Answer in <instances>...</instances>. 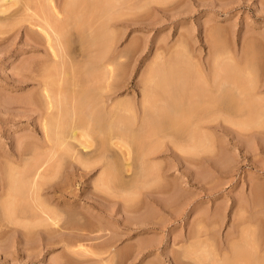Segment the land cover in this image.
Wrapping results in <instances>:
<instances>
[{"label":"rangeland","instance_id":"1","mask_svg":"<svg viewBox=\"0 0 264 264\" xmlns=\"http://www.w3.org/2000/svg\"><path fill=\"white\" fill-rule=\"evenodd\" d=\"M56 1L58 2L59 6L61 5V8L64 6V0H56ZM125 1H127V0H122V1L117 0L115 2H113V0H112L111 3H108V2L106 4L103 2L101 3V7L106 6L107 8H109L110 5H113V3L116 4L115 6L113 5L111 7V10H110L111 13L109 12L107 14V16L110 15L109 18L111 17L112 11H114V9L118 10V11L115 10L117 13L113 12L115 15L116 14L119 15V13H122L123 10L126 11L124 13H128L126 15L125 14L121 15L122 17L118 16L115 19L113 17V15H114L113 14L112 15L113 21L111 22V24H110L111 26H109V27L115 33L114 38L118 37L115 39L116 54H117L119 60H121V61L124 60V62H121L122 64L124 63L123 67L125 66L124 68L122 67V71H124L126 73L125 75L127 76V82L129 84V88H123L122 90L117 92L115 94V96H113L110 99L111 101L109 100V103L111 105L115 102L128 101V100H130V98L132 99L133 97H135L134 99H136V102L138 104V102L142 101V97H141L142 94L141 93H142L143 88H141V86H142L141 82L144 80L146 75L149 72H152L155 75L156 72H154V70L157 71V74L160 75V73H158V72H160V69L164 68V70H161V74L164 73L165 75L163 74V76H166V77H163L160 75L161 80L163 79L162 82L164 83L163 92H161L164 95V97L162 94H160L159 95L160 98L159 97L158 98L160 99L161 103L159 102V99H158L159 103L157 102L158 108H160L162 106H164V108H161L158 110V109H156V106H155L152 108L153 110H151V112H150L151 119H152L151 121H154L156 123L155 124L153 122V125L159 124V125H161L162 129L158 128L159 125H158V127H156L157 129H155V130H154V126H153V129H152V126L150 128V125L152 124L151 123L148 126L149 130L146 129V131H145V134L148 133L147 136L145 135L146 138H145V136H143L141 134L143 138L141 137L139 139V142L142 145H144L143 147H142V145H139V142L137 141L138 137L136 138L135 134L134 135L129 134L131 137L130 136L125 137L128 134L125 135L124 138L126 140H124V142L126 141L127 144L125 143L124 145L125 146L129 145L128 143H130V141H131V143H130L131 147L130 146H127V147L128 148L130 147L129 149H131V150H135L136 148L138 150L139 149L138 147L141 146L142 150L141 151L139 150L140 151L139 153H142L144 147H145L144 148V150H145L146 146L147 147L155 146L156 145L155 143L159 144L157 146H160V143H158V142L159 141L162 142L161 143L162 146H160L161 151L159 153H157L156 155H154V156L158 155L157 157L150 156L149 160H147L145 162L144 160H141V156H140L141 154L139 155L137 153L138 154L137 156L139 157V159L141 160L142 163L139 165V161H136L135 166L137 169H135V168H133V167H135L134 161H133V164L131 162V169H133V170L130 169L129 170L130 173H127V172H125V173H127L129 175L133 174L134 172H136V174H138V173L140 174V172H142L141 171V167H142L143 173L145 174L144 169L147 166H148L147 167L148 169L152 166V172L153 173H150V174L148 173L147 175L151 176V174H154V176H151L154 179V181H157L158 179L160 180L163 178L162 183L160 182V186H161V184H163L164 181L165 182L161 187L158 188L159 184L157 187H155L156 185H155V183H153L154 181L150 177H148V176L146 177V174L145 175L144 174L138 175L139 178H137L136 174H135L136 175L135 178H131V176L134 177V175H130V176L127 175L126 177H124L125 179L123 178V180L127 181L125 183L123 181V185H121L122 183H121L120 179L118 181V179L115 178V181L113 183H116V180H117V182H119L120 185H115L116 187L114 186V188L119 189L120 191L118 190L119 191L118 192L116 189H114L113 191H115V190L116 191L111 192V190L113 189V185H114L112 183L111 184L112 188L109 189V192H111V194L114 193L113 195H117V194H115L117 192L120 195L123 193V196H126V197H128L127 195H129V192L127 191V189H130L131 187H133L131 185H133L132 181L134 179H136V178L142 179L143 178L145 180V181L143 180L145 183L142 181L143 183L140 182V184L142 183L144 185H146V180L148 178H149V180H152L151 182L149 180H147V183L149 184V185L147 184L148 187H147V185H146V187L143 186L147 189L146 190L143 187L141 188V185H139V183H138V181H140V180L136 179L137 180V181L135 180V182H137L136 185H139L140 187H138V186L133 187V188H136V187L139 188V190H137V192L134 193V196H133V192H135V189H132L133 192L130 191L131 189L129 190L130 193L132 192L131 198L129 195L130 201H132V199H133V201L135 200V203H136V204H134L133 201L132 202L129 201V204H131V203L134 204L133 210H137L138 213L146 214L147 219H145V221H140V222H137L135 219H131L129 223L128 222L125 223L122 221L123 217H124L122 212L116 213L118 215H116L115 213L110 214V212L107 211L106 207H104V206L105 205L107 207L109 206V209H112L113 207H110V204H108V205L105 204L98 197L93 198V196H92V194L95 195L96 191L98 192V189L101 187V185H99L100 182H98V181L105 171L104 168L101 167V165L100 166L98 165L97 166L98 168L95 167L93 169L94 173L91 172V173H93L92 175L91 174L90 175L88 174V176L86 175L83 180H80L76 176V179H73L74 182L71 181V189L74 190L75 193L79 194L77 196L78 199L75 202L76 206H75V208L67 210L65 212L66 215L68 213L67 216L65 215V213L60 214L62 216H59V221L56 219L57 220V222H56V220L54 221L51 219L52 221L49 220L50 224L47 223L50 226L51 225L53 226V224H54V227H52V226L50 227L48 225L50 227V228L48 227L49 230H51V228H52V231L55 230L52 233V235H54L51 238V241L53 242L52 245L45 246L46 248L43 246L39 247V246H37V243H36L38 241L31 242L29 237L27 238V236L26 237L24 236L25 234L23 235L25 228L22 230V227H23L22 224H24L25 226L27 225V227H30L32 225V223H34L33 222L34 220H32L31 222L28 221V223H26L27 222L26 219L29 218V220H31L30 217H32L31 214L29 213V211L26 210L27 207L23 208V209H25V211L21 210L22 211V212H20L21 215L18 214L19 212L17 213L18 210L20 211L19 205L21 206V203H23L25 201V198L23 199V197H24L23 194L22 195L19 194L22 192L19 191L17 193L15 190L18 189L16 187L20 188V186L22 185L23 182H21L22 180H20V179H22L23 176L25 177V178H23V181L25 180V182H26V179H28V177H29L28 175H30V173L34 174L35 170H33L34 172L33 171L30 172L31 171L30 165L32 164V169H34L33 166L35 165L36 158H37L35 151H36V149H38V147H37L38 143L43 140V138H42L43 134H42V131L40 129L39 120L36 119V114L31 112L30 110L27 111L28 108L30 109V105L27 104L28 102H31V101H29V99H30L29 97H31L30 94H32L33 96H37L39 89H38L37 85H35V81L25 80L27 78L25 77V79H24V77H23V79H22L23 82H22L20 77H21V74L23 75V74L30 73V72L26 71V67H24V65L26 66L27 62L29 64H31L30 61L31 62L35 61V63H36V60L39 61L38 58L42 59L44 57V53H43L42 48H39V49L35 48L34 49L33 47H31V45L25 44L24 38L26 36L23 35L24 33H21V32L18 33L20 27H16L17 28V29L15 28L16 30L13 29L12 32L10 31L9 33L6 34V35L10 36V38H7L8 40L6 39L7 41L5 40V38L8 36L5 37V35L4 36L2 35L3 37L0 38L1 42L3 39L6 41L5 42L3 40L4 42H2V43H4V44L0 43L1 44L0 48H2V49H0V264H53L56 261L57 262L55 264H57L58 262H60L58 259H60V260L62 259L60 263L64 262V260H66V261L69 260L68 262H65L68 264H70V262H72L73 260H75L76 261L75 263H77V264H82V263L83 264H98L100 262H101V264H179L184 259H187L184 261L189 260L188 262L189 263L191 262L190 264H221L222 262L224 264L225 258H227L229 256L230 246L232 244L235 245V243H238L240 238H241L240 236H242V234H244L246 231H247V233H249L250 229H252V230H250L249 234L254 235V233H255L256 236L259 237L258 239H262L259 241L260 242L262 241V247H263V251H264V235H262V233L264 234V230H263V228H264V0H169V2H167L168 0H165L167 2V3H165V5L163 4L164 1L162 2V0L161 1L158 0V2L160 1L162 4L160 2L158 3L156 0H154V2L156 4H154V2L151 0H134L136 3L133 0H131L134 2V3L132 2L134 4L133 7L132 6L130 7V5H132V4H130L131 1L129 0L130 3L127 1L128 3H124V5H126V4H130V5H127L128 7L126 6V8L123 9V7H125V6H123L122 2H125ZM117 3L118 4L120 3L121 5L118 6ZM144 3L146 4V6L143 5ZM8 4L9 3L5 4V8L8 6ZM9 5H11V4H9ZM33 5H36V4H33ZM33 5L31 7H33ZM141 5H142V8L140 9L139 7ZM162 5H163V7H162ZM31 7L29 10H27L28 12L25 11L27 14L25 13V15H24V13H23L24 17L26 15L27 16L32 15L37 10L36 7H34L36 9H33V10ZM116 7H118V8H116ZM119 7H121L122 11ZM145 7H147V8H145ZM127 8H133V9H127ZM129 11L132 12V14H134V17H137V18L143 17L142 18L143 22L142 21L140 22V20H141L140 18L139 19L133 18V19H136V21L138 20L139 23L137 22V24H136V21H134L133 19L131 20V17L133 16L132 14H131V17L129 18V16H130ZM23 16L20 15V17H23ZM124 17H127V19L130 21L127 22L126 21L127 19H125ZM112 18H110V19H112ZM121 18L122 19L124 18V19L121 21ZM131 21H133V22H131ZM84 22L86 24V21H84ZM84 22H82L81 24H83ZM126 22H127V24H126ZM114 23L115 24L117 23L116 24L117 26ZM28 24L29 23H27L25 21V25L28 26ZM33 24L36 25L37 24L36 21L33 22ZM85 24H83V25H85ZM34 28H36V27H34ZM81 28H83V30H84V27L81 26L79 28L80 31L84 32V33H79V35H78V32H74L71 35L72 36L71 43L72 42L73 43L71 45L70 53H72V50L75 48V47L72 48V46H78L79 43H80V45H82L81 43H83V42L77 43L79 40L78 36L80 38H81V36L83 37L82 38L83 39L82 41H84V44L82 45L83 47L87 48V45L89 44L88 43L90 41L89 36L91 35V33L87 34V32H90L91 30L89 31V29L85 28V31H86L85 32V31L81 30ZM112 28H114V29H112ZM13 32H15V37H14V34H12V36H11V33H13ZM34 32L36 33L35 30H34ZM33 33H31V34H33ZM85 34L89 35V36L85 37V38H87V37L89 38L87 40L86 46H84L86 43V39L84 40ZM119 34H122V35H120V37H119ZM22 35H23V37H22ZM74 35H75V37L76 36L77 37L73 38ZM16 36H18V37H16ZM75 40H77V41H75ZM117 40L119 42V45H118ZM79 41H81V40H79ZM9 43L10 44L12 43V44L10 45ZM3 45H5V46H3ZM28 47H29V49H28ZM118 48L121 50H119ZM87 50H88V48H87ZM126 50H127V52H126ZM141 50H142V53H141ZM119 52L121 53V55L123 54V58H121L122 56L120 55ZM177 52L178 53L180 52L179 55L177 54ZM71 55H73V54H71ZM172 55H174V56H172ZM176 55H178V57H176ZM159 56H160V58H159ZM130 57H132V58H130ZM172 57H174V58L171 59ZM30 58L32 60H30ZM157 58L159 59V62H158ZM161 58H162V60H161ZM154 60H155V62H157V64L154 62ZM76 61L78 62V60H76ZM125 61H127V62H125ZM130 61H132V63ZM139 61H140V63H139ZM168 61H169V63H168ZM188 61H190V62H188ZM79 62H78V64H81V61H79ZM160 62H162V67L159 66V65H161ZM172 62H175V63H172ZM183 62H185V64ZM126 63H130V65L129 64L126 65ZM181 63H183V64H181ZM29 64H27V68H28ZM153 64H154V66H153ZM169 64H170V66L173 65L172 66L173 69L169 66ZM192 64H193V66H192ZM29 66H31V65H29ZM148 66L151 67L150 68L151 71L149 70ZM197 66H198V68H197ZM176 67H178L177 70H175ZM23 68L25 69V71ZM126 68H128V69H126ZM156 68L159 70H157ZM188 68H189V71H188ZM196 68L198 69V71ZM129 69H131V70H129ZM147 70H148V72H147ZM169 71H171V73H172L171 75H170ZM19 74H20V77H19ZM30 74H32V72ZM168 74L172 77L170 78ZM142 75L144 76L143 78H142ZM148 77L145 79H148ZM181 78L183 81H185L184 84H186V87L180 88V89H178L179 87H176L177 92L179 91L181 93L179 95V97L182 94L184 95L182 97V98H184V99H182L183 100L182 105L179 104L177 106V104H175L176 102H175L174 98H172L174 90L170 91V87L167 85V83H168V81L169 82L175 81L174 83H177V82L183 83ZM215 78L217 79V81L215 80ZM131 79H133V80H131ZM178 80H181V81H178ZM32 82H33V84H32ZM82 82H84V81H82ZM216 82L217 83L219 82L218 83L219 85ZM28 83H29V85H28ZM197 83H198V85H197ZM137 84H138V86H137ZM166 85H167V87H166ZM206 85H208V87ZM216 88H218V89H216ZM164 89H165V91H164ZM200 89H202V92L204 90L205 91L202 93ZM206 89H207V91H206ZM247 89L249 90L250 93H252L251 94L252 96L251 97L249 96L252 99V101H253V99H254L253 102H255V100H257L256 103H254V105L250 106V108L249 107L247 108L245 105V102H246L245 100H247L248 96L244 97L245 95H243L241 93V91H243V93H245V91H248ZM189 90H191L190 92H192V90H193V93L189 94L190 93ZM194 91H196V93L199 92L202 94L198 93L196 95V93H194ZM177 92L175 91L174 93L177 95L176 97L178 99V93ZM205 92L207 93V97L212 98V99L214 97L215 100L214 99L213 100L215 103H217V101H218V103H217L218 105L213 103V106H212V104L210 105V103H208V104L203 103L204 104V106H203L202 102L200 103V99L205 97V95H206ZM169 93H171L170 94L171 96L169 95ZM211 93L213 95H211ZM189 95H190V97L193 96L192 100H191L193 105H191V102L187 99L189 97ZM214 95H216V96H214ZM218 95L220 97V98L218 97L219 99L217 98ZM185 96H187V97H185ZM197 96H198V98H197ZM32 97H31V100L34 99V97H33V99H32ZM170 97H171L172 101L168 102L167 99H169ZM22 98H23V100H22ZM24 98H27L26 99L27 101H25ZM250 98H248V100ZM163 99H165L166 101ZM220 99H221V101H219ZM242 99L244 101H241ZM20 100L25 101V104L29 105V107L24 106L25 109L22 108V106L25 104H23V102H22L23 105H21L20 104L21 102H19ZM194 100H196V102ZM242 102L244 103L245 107L243 106ZM163 103H165V104H163ZM171 103H174L176 106L174 104H171ZM187 103L190 105H188ZM219 103H221V104H219ZM195 104L197 107H194ZM159 105H160V107H159ZM209 105H210V107H209ZM215 105H216V107H215ZM220 106H222L221 109H220ZM256 106H258V107L256 108ZM26 107H28V108L26 109ZM165 107H166V110L167 109L169 110V116L167 115L168 110H167V112L165 111ZM173 107H176V108H173ZM179 107L182 109L181 110L177 109ZM205 107H206V110L204 109ZM214 107L217 108V110ZM194 108H196V109H194ZM176 109H177V111H175ZM188 109H191L190 112H185V111H189ZM199 109L202 111L201 112L202 114H199L200 113ZM213 109H215L216 112H214L215 110H213ZM256 109H257V111H256ZM157 110H158V112H157ZM179 110H180V112H179ZM197 110H199V111H197ZM153 111H154V113H153ZM155 111H156V113H155ZM203 111H204V113H203ZM164 112H165V114H164ZM194 112H196V113L194 114ZM208 112H211L209 114L210 116L207 114ZM221 112L224 115H222ZM252 112H254V113L252 114ZM158 113H159V115H158ZM161 113H162V115L160 116ZM191 113L193 116L191 115ZM197 113H198V115H197L198 117L195 116ZM156 114H157V116H156ZM203 114H204V116H203ZM163 115H164V118L162 117ZM170 115H171V117H170ZM178 115L181 116L182 118L179 117ZM183 115L185 117V120H184ZM189 115H190V117H188ZM219 115H222V116H219ZM252 115H254V117L253 118L250 117V123H248L249 122L248 117L252 116ZM202 116H203V118H202ZM206 116L208 117V119ZM213 116H215V117H213ZM216 116H217V118H216ZM160 117H162V120L163 119H165V120L162 121ZM170 118L171 119L173 118L172 119L173 122L170 121L171 120ZM188 118H189V120H188ZM197 118L199 119V121ZM223 118L225 121L222 120ZM156 119H157V121H159V123L156 121ZM176 119L177 120L179 119L178 122ZM212 119H215V121ZM254 119L256 121H253ZM147 120H150V119H147ZM166 120H169V121L167 122ZM180 120L185 121V124H184V122H181ZM190 120L192 121L193 124L191 123ZM203 120H206L207 123H206V121H203ZM247 120H248V122H246ZM174 121L176 123H174ZM188 121H189V123H188ZM219 121L221 124L219 123ZM160 122H162V123H160ZM204 122L206 125H204ZM238 122L241 124H238ZM163 123H164V128L162 125ZM178 123H180V124L178 125ZM196 123H197V125H196ZM223 123H224V125H222ZM243 123H246L247 125L246 124L244 125ZM168 124H169V127H168ZM186 124H187V126H189V128L186 127ZM191 124L193 127L195 125V127L193 128L191 126ZM257 124H258V126H257ZM240 125L243 127V129H241ZM249 125H251L253 127H251ZM181 126H182V128H181ZM209 126H211V127H209ZM248 126L250 127L249 128L250 131L246 129ZM170 127H172V128H170ZM254 127H256V128H254ZM166 128H167V130H166V136H165V134H163V133H165ZM173 128L175 130H173ZM190 128H191L192 132L194 129L195 130L194 132H197V133H191V136H190V134H188ZM177 129H178V131L176 132ZM182 129H184V130H182ZM186 129L188 130V132ZM239 130L241 131V134H240ZM244 130L246 131V133ZM155 131H157V132L155 133ZM174 131H175L176 135L173 133ZM116 132H118V129ZM149 132H152L151 133L152 135L149 134ZM167 132L169 135H167ZM206 132L208 133V135ZM159 133H162V134H159ZM203 133H204V136L202 135ZM158 134L160 136H158ZM173 134H174V138H170L171 135L173 137ZM192 134H194V136ZM163 135L165 137H163ZM195 136H198V137L196 138ZM132 137H135L134 138L135 141L134 140L132 141V139H133ZM151 137L153 140H155V139H157V140H155V142H153V140L150 139ZM153 137H155V139ZM156 137H158V138H156ZM160 137H161V139H160ZM188 137L190 138L189 139L190 142H188V139H186ZM200 137H203L204 142H202V138H200ZM34 138H35V140H34ZM127 138H128V140H127ZM144 138H145V140H144ZM192 138H193V141H192ZM100 139H102V138L100 137L99 140ZM129 139H130V141H129ZM146 139H147V141H146ZM162 139H163V141H161ZM168 139H170V141ZM171 139H172V141H171ZM174 139L176 141V144L172 143L174 141ZM177 139L180 142L177 141ZM197 139L198 140L200 139L199 142ZM210 140H211V142H209ZM27 141L28 142L30 141L29 142L30 144H26L25 142H27ZM114 141H116L117 144H120V143H118L119 140L117 141L115 139ZM127 141H129V142H127ZM151 141L153 142V144L151 143ZM182 141L184 143H182ZM200 141L206 145H203ZM135 142H137L138 144L137 143L135 144ZM192 142H193V144H192ZM208 142H209V144H207ZM189 143H190V145H189ZM200 143H201V145H200ZM173 144H175V145H173ZM191 144L194 146H192ZM136 145H138V146L136 147ZM185 145L186 146L188 145L187 147H188V150H190L189 152L183 151V150H187V147ZM199 145H200V147H199ZM207 145H210L211 149L205 147ZM24 146H25V148H23ZM31 146H32V148H31ZM115 146H116V144H115ZM133 146H135V147L133 148ZM179 146H181L182 148ZM201 146L203 148L205 147L204 148L205 150L209 149L210 151L206 150V152H205V150L202 149ZM114 147H113L114 153L120 154L117 146L115 148ZM191 147H192V149H190ZM193 147L198 148L200 150H198V149L195 150V148H193ZM171 148H172V151L170 150ZM173 148L175 151H173ZM175 148H177V149L180 148L183 150H178L176 152ZM24 149H26V150L24 151ZM75 149H76V151H78V152H76L78 154L80 152L79 149H81V148L78 146V147H75ZM162 149H164V150L162 151ZM191 150H192V152H191ZM201 150H202L203 154L200 153ZM164 152H166V153H164ZM184 152H185V154H188L189 160H188L187 155L185 156ZM134 153H136V151L131 152L132 155H135L134 157L136 159L137 156ZM177 153H178V156H177ZM195 153H197L198 156H196L197 154H195ZM168 154H170V155H168ZM180 154H182V155L180 156ZM132 155H131V159L134 160ZM192 155H194L195 157H198V158L194 159V156L192 157ZM31 156H34V157H32V159H31ZM80 156L82 157L83 155H80ZM80 156H77L78 159ZM182 156H184L185 159H187V161H189V162H185L187 164L184 166L182 164L175 165V163H177V161H180V160H178L179 157L184 158ZM59 157L63 161L61 159L58 160ZM59 157L56 156V159H53V161H50V162L54 163L55 161L58 160V163L57 162L54 163L55 165L57 164L56 165L57 167L56 166L53 167L54 164H51V163L46 164V166H49V167L52 166L51 167L52 169L55 168V169L51 170V171H53L52 174L48 175V171H50V170H48V171H46V173H44L46 175H44L42 173V170H44V169H41V168L38 169V170H40V172L42 173L43 176L41 175V173L39 171H37V172L40 173V175L44 178V180H51V178H52L51 181L53 182V178H54V180L56 178V180L54 182H59V181L60 182H66L67 181L66 175L71 170V163H69V162L71 161L72 158L70 156H67V155L63 156V157L62 156H59ZM67 157H69L70 160ZM118 157H119V155H118ZM24 158L26 161H27V159L30 160L29 161L30 164L28 163V161L27 162L24 161ZM119 158H116V162L118 164H120V162H121V161L120 162L118 161ZM65 159H66V161L68 160L67 163H66ZM81 159L82 158H80V160ZM121 159H119V160H121ZM200 159H201V161H200ZM34 160H35V162H34ZM113 160H114V158H113ZM154 162H157V163H154ZM159 162L161 164H163L164 166L162 165L163 166L162 167ZM188 163H189V165H188ZM60 164L63 165L64 168L62 166L60 168L59 167ZM118 164H117V167L118 168L121 167V166H118ZM144 164H145V167L143 169ZM194 164H195V166H192ZM25 165L27 166L28 170H27ZM122 165H123V163H122ZM139 166H141V167H139ZM153 166L155 168H153ZM159 167H161L162 169ZM23 168H26V169H23ZM43 168H45V166ZM62 168L64 170H62ZM59 169H61L63 173ZM119 169H117V170H119ZM139 169H140V172H139ZM157 169L159 170V172L161 170V172L159 173L160 178L157 177L158 179L156 180L155 175H158ZM13 170L16 172H14ZM23 170L27 172V173H25V175L27 174L26 176L23 174L24 172L21 173V171H23ZM149 170H151V169H149ZM58 171H59V175H57ZM123 171H120L119 174H121V172H123ZM131 171H132V173H131ZM163 171H164V173H163ZM60 172H61V174H60ZM7 173H8V175H7ZM18 173L22 174L23 176H20ZM117 173H118V171L116 172V176L118 177ZM32 174L30 176H32ZM123 174H124V172L122 173L121 176H124ZM12 175H13V177H14V175H15V177H16V175L22 177V178H18V176H17V179L20 180V181L17 180L20 183L19 184L20 186H18V182L15 183L16 179L14 178V180H13ZM56 176H59L60 179L57 178ZM121 176H119V178H121ZM1 177H3V178H1ZM145 178H147V179H145ZM5 179H6V182H5ZM8 179H10V180H8ZM189 179H190V181H189ZM11 180L16 184V187H13L15 184H12ZM96 180H98V181H96ZM51 181H49V182L52 184ZM25 182L23 183L24 185L26 184ZM187 182L190 184H188ZM151 183H152V186H150ZM166 184H168V185H166ZM3 185L5 186L6 189L8 188L7 191L5 190ZM149 186H150V189H149ZM125 187L127 189H125ZM162 187H164L165 189L163 190ZM180 187H182V188H180ZM13 188H15L14 191H12ZM46 188L47 189H45L42 192V196L39 199L40 202L45 203L46 206H48V207H54V209H58V207L56 205V201L54 199V197H55L54 190L55 189H53V187H46ZM144 189H145V191H144ZM153 189L154 190L156 189V190L154 191ZM121 190H123V192ZM151 190H153V191H151ZM254 190L257 193H255ZM45 191H46V193H45ZM138 191H139V193H138ZM7 192H11L9 194L11 196H8V194H6ZM125 192H127V195ZM145 192H158V193H156V196H157L156 201H154V199L151 196H143V193H145ZM160 192H162V193L160 194ZM164 192H165V194H164ZM253 192H254V194H253ZM15 193H16V196H14ZM90 193H92V194H90ZM137 193H138V198H136L137 196L135 197V194H137ZM174 193H175V195H174ZM17 194H19V196H21V197H19ZM108 195L109 194L107 193V196ZM254 195H256V196H254ZM7 196L10 197V199L8 198L9 202H8V199H6ZM12 197H13V199L14 198H18V199L22 198L20 200L17 199L18 203H19V201H22V200H24V201L21 202L19 205L17 203L15 205V207L12 208L11 206H13L17 202V200L15 199L16 202L12 205L11 203L14 202L13 199H12V201H10ZM139 197H141V198H139ZM252 198L254 200H252ZM4 199L7 200L6 205L8 204L7 205L8 209H7V206H5L3 204ZM27 200L28 199H26L25 203H23V204H28L29 201L27 202ZM72 200H73V198H72ZM142 200H143V202H142ZM139 203L141 205H139ZM256 203H257V205H256ZM10 204H11V206H10ZM253 204H255V205H253ZM17 205H18V207H17ZM92 205H95V207H93ZM138 205L142 207L141 211H139L140 209H139ZM3 206H5V209L8 212H10L9 215L7 213H5L7 211L4 210ZM135 206H136V208L137 207L138 208L134 209ZM241 206H244V207L241 208ZM143 207H144V210H143ZM13 209H15V211ZM82 210H83V212H82ZM102 210L105 212V214L102 213ZM26 211L28 212L29 215H26L27 214ZM23 212H25L26 214ZM72 213H73V215H72ZM81 213L83 215H81ZM84 213H86V215L87 214L88 215L86 217H84L85 216ZM10 214L11 215L14 214V215L11 216ZM23 215H24V217L28 216V218L25 219L23 217ZM92 215L94 217H92ZM131 215H135V214H131ZM138 215H140V214H138ZM60 217H63V218L60 219ZM68 217L70 220L72 219L71 223L69 222L68 219H66L68 221H65V222L63 221L64 218H68ZM70 217H72V218H70ZM241 217H242V219H241ZM85 218H87V219H85ZM260 218H262V220ZM251 219H253V221ZM36 220H40V218H38ZM42 220H45V219L43 218ZM61 220H62V223H60ZM35 222L38 223V221H35ZM40 222H42V221H39V223ZM66 222H67V226L65 225ZM82 222L83 223L85 222L86 224L88 223V225H85ZM63 223H65V224H63ZM72 223L74 225H76V228L74 225H73L74 228H72V229L69 228V224L72 227V225H71ZM79 223L80 224L82 223L81 224L82 226L80 225V227L77 228ZM42 224H45V222L43 221ZM57 224L58 225L63 224L64 226L68 227L67 231H66L65 227H64L65 228L64 229V228H62L63 226L61 227V226H58ZM89 224L93 226V228H94V229L92 228L93 231H92L91 226ZM21 225H22V227L20 228ZM84 226L86 227V230L90 226L91 230L89 229L88 230L89 232L86 231ZM59 227H61L62 229ZM83 227H84V229H83ZM99 227L100 228L102 227L101 230L98 229ZM130 227H131V229H130ZM141 227H143V228H141ZM243 227H244V229H242ZM53 228H56L59 231H57L56 229H53ZM239 228L241 230H239ZM79 229L82 231H79ZM102 229H104V230H102ZM21 230L23 231V233ZM71 230H72V232H71ZM83 230H85V231H83ZM253 230H254V232H253ZM259 231H261V233ZM82 232H83V234H82ZM117 232L120 234L117 235ZM66 233H68V234H66ZM122 234H124V235H122ZM127 234L128 235L130 234V236H128ZM75 235H85L87 238L80 240V242L74 244L70 248H67L66 246H64L63 243L59 242V238L61 236L71 238ZM189 236H191V238ZM195 236H197L198 239H196ZM199 236L204 241L201 240V238ZM260 237H262V238H260ZM106 239H111V241L114 242V244L112 246L113 249L111 248L110 251L106 254H101V248H100L99 244ZM227 242H229V243H227ZM135 244L139 245L140 248L138 247V249H136L137 245H135ZM203 244H205V245L203 246ZM217 246L219 248H217ZM201 247L203 248V250L200 249ZM71 248H73V249L71 250ZM73 250H76L75 252H77V253H75V255L73 254ZM140 250H142V251H140ZM174 251H176V252H174ZM202 251H204L205 253L203 252L204 253L203 254ZM70 253H72V254H70ZM194 253H195V255H194ZM206 253L209 255H207ZM95 254H97V255H95ZM184 254H188L189 258L184 257ZM197 254L201 255V256L203 255V257L198 256ZM177 255H179V258L182 260H180ZM60 256L64 257V258H60ZM65 256H66V259H65ZM69 256L71 258H69ZM173 256H176V257H174L175 260H174ZM75 257L80 259V260L76 259ZM221 257L222 258L224 257V259H222ZM98 258H100V259H98ZM177 258H178V260H177ZM197 258H199V259H197ZM86 259L89 260L90 262H92V261H94V262L90 263L88 261L89 262L88 263ZM194 259H195L196 263L193 262ZM197 261H200L201 263L200 262L197 263ZM240 261H243V260H237V263H239ZM60 263H58V264H60ZM241 263L242 262H240V264ZM244 263H246V261H244L242 264H244ZM71 264H74V261Z\"/></svg>","mask_w":264,"mask_h":264},{"label":"bare ground","instance_id":"2","mask_svg":"<svg viewBox=\"0 0 264 264\" xmlns=\"http://www.w3.org/2000/svg\"><path fill=\"white\" fill-rule=\"evenodd\" d=\"M115 1H117V0H115ZM114 0H113V2H115ZM122 1V0H121ZM128 2H129V0H127ZM127 1H125V2H122L123 3V6H125V7H123V9L124 8H126V6L127 5H130V4H132V5H130V7L132 6H134V2L133 1H131V3L130 4H126V5H124V3H128ZM151 1H153L154 2V0H151ZM157 2H158V0H156ZM161 1V0H160ZM159 1V2H160ZM164 1V5H165V3H167V2H169V0L166 2L165 0H162V2ZM111 3L112 2V0H64V6L61 8V5L59 6V4H58V2L56 1V0H0V38L1 37H3L4 35H5V37L6 36H8V37H6L5 38V40L7 39V38H10V36L9 35H6L7 33H9L10 31L12 32L13 31V29L14 30H16L17 28L16 27H20L19 28V32L18 33H24L23 35L24 36H26L23 40H24V42H25V44H27V45H31V47H33L34 49L36 48V49H39V48H42V50H43V53H44V57L42 58V59H40V58H38V60L39 61H37L36 60V63H35V61L33 62H31L30 61V63L31 64H29L28 62H27V64H29V65H31V66H29L28 65V68H27V64H26V66L24 65V67H26V71L27 72H32V74H30V73H27V74H21V77H20V74H19V77L21 78V81L23 82V77H24V79H25V77L27 78V79H25V80H33V81H35V85H37V87H38V94H37V96H33L32 94H30L31 95V97L33 96L34 97V99H33V97H32V99L33 100H31V97H29L30 99H29V101H31V102H26L27 104H29L30 105V109L28 108L29 107V105H26L25 104V101H27L26 99L27 98H24L25 99V101H19V102H21L20 104L21 105H23V104H25V105H23L22 106V108H24V106H28V107H26V109L28 108V110L27 111H31V112H33L34 114H36V119L37 120H39V124H40V129H41V131H42V134H43V140L41 141V142H39L38 143V149H36V151H35V153H36V156H37V158H36V163H35V165L33 166V168L34 169H32V164L30 165L31 166V171L30 172H32L33 170H35V172H34V174H32V173H30V175L32 174V176H30V175H28L29 177H28V179H26V182H25V180L23 181V178H25L22 174H19L20 176H23V178L22 177H20V176H18V175H16V177H15V175H14V177H13V175H12V177H13V180H14V178L16 179L15 180V183L16 182H18V181H20V180H22L21 182H25L26 184L24 185L23 183H22V185L20 186L19 184V182H18V186H20V188L19 187H16V184L12 181V184H15L13 187H16V188H18L17 190H15L17 193L20 191V192H22V193H19V194H23V199L25 198V201H26V199H28L27 200V202H28V204H23V203H25V201L24 200H22V201H19V203H18V200H20V199H22V198H20V199H18V198H14L13 199V197L11 198V200L10 201H12V199L14 200V202L13 203H11L12 205L16 202V200H17V202L13 205V206H11V204H10V206L13 208V207H15V205L18 203V205L21 203V202H23V203H21V206L19 205V209H20V211L18 210L17 211V213L19 214V215H21V213L20 212H22L23 210L25 211V209H23L24 207L26 208V210H28L29 211V213L31 214V216L32 217H30L31 218V220H29V218H28V216L26 217H24V215L26 214L25 212H23V213H25L24 215H23V217L26 219V218H28V219H26L27 220V222L26 223H28V221H32V220H34L33 222L34 223H32V225L30 226V227H27V225L25 226L24 224H22L23 225V227H22V225L20 226V228L22 227V230L24 229V233H23V231H22V233H23V235L26 237L27 236V238L29 237V239H30V241L31 242H35V241H38V242H36L37 243V246H39V247H41V246H43V247H45V246H50V245H52V241H51V238H52V236H54V235H52V233L55 231H52V228H51V230H49V228L52 226H50L49 224V220H58L59 221V216H62V215H60V214H62V213H65L67 210H70V209H73V208H75V206H76V201H77V196L79 195V194H77V193H75L74 192V190H72L71 189V181H73L74 182V180L73 179H76V176L80 179V180H83L84 178H85V176L87 175L88 176V174L90 175H92L94 172H93V169L96 167V168H98L97 166L99 165H101V167H103L104 168V173H103V175L100 177V179H99V181L98 180H96V181H98V182H100V184L99 185H101V187L98 189V192L96 191V194L95 195H93L92 193H90V194H92V196H93V198L94 197H98L100 200H102L105 204H110V207H113L112 209H109V206L107 207L106 205L104 206V207H106V210L107 211H109L110 212V214H113V213H118V212H122V214H123V222H130V220L131 219H135L137 222H140V221H145V219H147V216H146V214H142V213H138L137 212V210H133V206H134V204H136L135 203V200L133 201V199H132V201L134 202V204H129V201H130V199H129V195H130V198H131V193L133 192V190L132 189H135V192H133V196H134V193H136L137 192V190H139V188L138 187H140L139 185H141V188L143 187V186H145L146 187V185L148 184L147 183V180H149V178L147 179V178H145V179H147L146 180V185H144V184H142L145 180L142 178V179H137V178H139V176L138 175H140V174H144L143 173V170H142V167L141 166H139V167H141V171L142 172H140V169H139V172H140V174L138 173V174H136V172H134L133 174H130V175H134V177H132L131 176V178H135L136 177V175H137V180H140V181H138V183H139V185H136L137 184V182H135V180L136 179H134L132 182V184L133 185H131V186H138V187H136V188H133V187H131L130 189H127L126 187H125V189H127V191L129 192V195H127V192H125L126 193V195L128 196V197H126V196H123V193L120 195L118 192L120 191L119 189H116V188H114V186L115 185H120L119 184V182H117V180H116V183H113L114 181H115V178H117L118 179V181H119V179L121 180V185H123V181H124V183L125 182H127L126 180H123V178L124 177H126L127 175L128 176H130L129 174H127V173H130V169H131V162H132V164H133V161H134V166H135V162L136 161H139V165L142 163L141 162V160H144L145 162L147 161V160H149V158H150V156H154V155H156L157 153H159L160 151H161V149H160V146H162V142H160L159 140V142L158 143H160V146H157V145H159V144H157V143H155L154 145L155 146H151V147H147L146 146V149L144 150V148H143V151H142V153H139L142 149H141V146L140 147H138L139 149L137 150V148L135 149V150H131V149H129L131 146H130V143H131V141H130V139H129V141H130V143H128L129 145H124L125 143H126V141L124 142V140H126L125 138H124V136L125 135H127V136H125V137H128V136H130L129 134H135V136H136V138L138 137V142H139V139L142 137V135L143 136H147L148 135V133L147 134H145V131H146V129H148V126L150 125V128H151V126H152V129H153V126H154V130L155 129H157L156 127H158V123H159V121H157V119H156V121L158 122L157 124L158 125H153V122L154 121H151L152 119H151V114H150V112H151V110H153L152 108L153 107H155L156 106V109H161V108H164V106H162L163 104H165V103H163L161 106L162 107H160V105H159V107L160 108H158L157 106V102H158V99L160 98L159 97V95L160 94H162L161 92H163V85H164V83L162 82V80H161V77H160V75L161 76H163V74H161V70H164V68H162V69H160V72H158V73H160V75L159 74H157V71H155L154 70V72H156V74L154 75L152 72H149L147 75H146V77L145 78H147L149 75V77H148V79H145L144 78V80L141 82V88H143L142 89V95H141V97H142V101L141 102H138V104H137V102H136V99H134L135 97H133L132 99L130 98V100H128V101H119V102H115V103H113V104H111L110 105V103H109V100L113 97V96H115V94L117 93V92H119L120 90H122L123 88H129V84H128V82H127V76L125 75L126 73L124 72V71H122V67H123V65H124V63L122 64L121 62H124V60L123 61H121V60H119V58H118V56H117V54H116V48H115V39L116 38H118V37H116V38H114L115 37V33H114V31H112L111 29H110V27L109 26H111L110 24H111V22L113 21V18H112V15L114 14L113 12H115V13H117L116 11H118V10H116V9H114V11H112V15H111V17L110 18H112V19H110L109 18V16H107V14L110 12L111 13V7L114 5H116V4H114L113 3V5H110V7L109 8H107L106 6H103V7H101V3ZM133 2V3H132ZM158 2V3H159ZM7 3H9V4H11V5H9L8 4V8L6 7L5 8V4H7ZM87 5H86V4ZM121 3V2H120ZM118 4V6H120L121 4ZM136 3V2H135ZM161 3V2H160ZM33 4H36V5H33V7H31ZM154 4H156L155 2H154ZM162 4V3H161ZM143 5H145L146 6V4L144 3ZM148 5V4H147ZM156 6V5H155ZM4 7V8H3ZM30 7L32 8V10L33 9H36L37 8V10L32 14V15H30V16H23V13H24V15H25V11H27V10H29L30 9ZM34 7H36V8H34ZM128 7V6H127ZM160 7V6H159ZM158 7V8H159ZM162 7H163V5H162ZM116 8H118V7H116ZM120 9H121V7H119ZM140 9L142 8V5L139 7ZM145 8H147V7H145ZM119 9V10H120ZM127 9H133V8H127ZM126 9V10H127ZM116 10V11H115ZM162 10V9H161ZM121 11H122V9H121ZM163 11V10H162ZM28 12V11H27ZM124 12H126L125 10H123V12L122 13H119V15H113V17H114V19L115 18H117L118 16L120 17L121 15H123V14H128V13H124ZM128 12V11H127ZM130 12V11H129ZM27 14V13H26ZM30 14V13H29ZM131 14H132V12H130L129 13V18L131 17ZM20 15H22L23 17H20ZM133 16L131 17V20L133 19V18H136V19H139V18H137V17H134V14H132ZM122 17V16H121ZM128 17V16H127ZM127 17H124L125 19H127ZM123 18V19H124ZM143 18V17H142ZM142 18H140L141 20H140V22L142 21L143 22V19ZM122 18H121V21L123 20ZM136 19H133L134 21H136ZM86 21V24H85V22L84 21ZM119 20V19H118ZM25 21L27 22V23H29L28 24V26H26L25 25ZM35 22L36 21V25H34L33 24V22ZM127 22L128 21H130V20H126ZM82 22H84L83 24H85V25H83V24H81ZM127 22H126V24H127ZM131 22H133V21H131ZM137 22H138V20L136 21V24H137ZM32 23V24H31ZM118 23V22H117ZM116 23V24H117ZM130 23V22H129ZM139 23V22H138ZM115 24V23H114ZM115 24V25H116ZM125 24V23H124ZM132 24V23H131ZM114 25V26H115ZM84 27V30H83V28H81V30H83V31H85V28H87V29H89V31L90 32H87V34H89V33H91V35L89 36V35H84V40L86 39V43H85V45L84 46H86V44H87V40L89 39L88 37L87 38H85L86 36H89L90 37V41L88 42L89 44L87 45V48H88V50H87V48H85V47H83L82 45L84 44V41H82L83 39V37L81 36V38L78 36V38H79V40H81V41H79L78 40V42L77 43H79V42H83V43H81L82 45H80V43H79V45L78 46H72V48L73 47H75L73 50H72V53H70V50H71V45H72V43H71V40H72V34L74 33V32H78V35H79V33H84V32H81L80 31V27ZM117 26V25H116ZM115 26V27H116ZM133 26V25H132ZM34 27H36V28H34ZM119 27V26H118ZM16 28V29H15ZM112 29H114V28H112ZM34 30L36 31V33L34 32ZM80 32H79V31ZM118 31V30H117ZM16 32V31H15ZM15 32H13V33H11V36H12V34H14V37H15ZM35 34H34V33ZM86 32V31H85ZM119 32V31H118ZM123 32V31H122ZM125 32V31H124ZM31 33H33V34H31ZM126 33V32H125ZM3 35V36H2ZM23 35H22V37H23ZM76 35V34H75ZM75 35L73 36V38H76L75 37ZM117 35V34H116ZM120 35H122V34H119V37H120ZM125 35V34H124ZM16 37H18V36H16ZM18 39V38H17ZM4 40V39H3ZM2 40V42H4ZM8 40V39H7ZM6 40V41H7ZM5 41V42H6ZM10 41V40H9ZM20 41V40H19ZM74 41V40H73ZM75 41H77V40H75ZM1 41H0V43H2ZM117 42H118V40H117ZM76 43V42H75ZM121 43V42H120ZM2 44H4V43H2ZM10 44V43H9ZM12 44V43H11ZM10 44V45H11ZM1 45V44H0ZM8 45V44H7ZM77 45V44H76ZM118 45H119V42H118ZM3 46H5V45H3ZM145 46V45H144ZM30 47V46H29ZM29 47H28V49H29ZM119 47V46H118ZM86 50H85V49ZM0 49H2V48H0ZM119 49V48H118ZM150 49V48H149ZM119 50H121V49H119ZM123 50V49H122ZM126 52H127V50H126ZM182 52V51H181ZM185 52V51H184ZM187 52V51H186ZM120 53V52H119ZM124 53V52H123ZM141 53H142V50H141ZM180 53V52H179ZM179 53L177 52V54L179 55ZM71 54H73V55H71ZM127 54V53H126ZM174 54V53H173ZM176 54V53H175ZM185 54V53H184ZM119 55V54H118ZM120 55H121V53H120ZM178 55H176V57H178ZM186 55V54H185ZM122 57L121 58H123V54L121 55ZM172 56H174V55H172ZM187 56V55H186ZM81 57V58H80ZM158 57V56H157ZM162 57V56H161ZM183 57V56H182ZM33 58V57H32ZM128 58V57H127ZM130 58H132V57H130ZM129 58V59H130ZM141 58V57H140ZM159 58H160V56H159ZM174 57H172L171 59H173ZM186 58V57H185ZM134 59V58H133ZM158 59V58H157ZM190 59V58H189ZM30 60H32L31 58H30ZM34 60V59H33ZM76 60H78V62L79 61H81V64H78V62L76 61ZM119 60V61H118ZM126 60V59H125ZM161 60H162V58H161ZM184 60V59H183ZM182 60V61H183ZM28 61V60H27ZM176 61V60H175ZM125 62H127V61H125ZM131 63H132V61H130ZM154 62H155V60H154ZM158 62H159V59H158ZM188 62H190V61H188ZM77 63V64H76ZM80 63V62H79ZM139 63H140V61H139ZM156 64H157V62H155ZM161 63V65H159ZM158 65L159 66H161L162 67V62H160ZM168 63H169V61H168ZM172 63H175V62H172ZM184 64H185V62H183ZM183 63H181V64H183ZM187 63V62H186ZM33 64V65H32ZM127 64H129L130 65V63H126V65ZM164 64V63H163ZM167 64V63H166ZM171 64V63H170ZM170 64H169V66H170ZM132 65V64H131ZM177 65V64H176ZM195 65V64H194ZM153 66H154V64H153ZM152 66V67H153ZM172 66L173 65H171L170 67L172 68ZM192 66H193V64H192ZM191 66V67H192ZM125 67V66H124ZM123 67V68H124ZM127 67V66H126ZM132 67V66H131ZM149 67V66H148ZM164 67V66H163ZM175 67V66H174ZM129 68V67H128ZM128 68H126V69H128ZM151 67H149V70L151 71V69H150ZM160 68V67H159ZM177 68L178 67H176L175 68V70H177ZM197 68H198V66H197ZM196 68V69H197ZM24 69V68H23ZM135 69V68H134ZM148 69V68H147ZM157 69V68H156ZM170 69V68H169ZM173 69V68H172ZM181 69V68H180ZM129 70H131V69H129ZM128 70V71H129ZM157 70H159V69H157ZM186 70V69H185ZM201 70V69H200ZM24 71H25V69H24ZM146 71V70H145ZM181 71V70H180ZM187 71V70H186ZM188 71H189V68H188ZM196 71V70H195ZM197 71H198V69H197ZM132 72V71H131ZM138 72V71H137ZM147 72H148V70H147ZM163 72V71H162ZM170 72V75L172 74L171 73V71H169ZM200 72V71H199ZM36 73V74H35ZM145 73V72H144ZM151 73V74H150ZM174 73V72H173ZM130 74V73H129ZM132 74V73H131ZM153 74V75H152ZM185 74V73H184ZM198 74V73H197ZM128 75V74H127ZM144 75V74H143ZM142 75V78L144 77ZM165 75V74H164ZM169 75V74H168ZM169 75V77L171 78L172 76H170ZM181 75V74H180ZM134 76V75H133ZM132 77V76H131ZM130 77V78H131ZM163 77H166V76H163ZM176 77V76H175ZM184 77V76H183ZM197 77V76H196ZM168 78V77H167ZM185 78V77H184ZM183 78V79H184ZM204 78V77H203ZM165 79V78H164ZM176 79V78H175ZM174 79V80H175ZM186 79V78H185ZM81 80V81H80ZM129 80V79H128ZM131 80H133V79H131ZM181 80H182V78H181ZM181 80H178V81H181ZM190 80V79H189ZM213 80V79H212ZM215 80L217 81V79L215 78ZM29 81V82H30ZM82 81H84V82H82ZM183 81V80H182ZM199 81V80H198ZM132 82V81H131ZM175 82V81H174ZM174 82H169L168 81V83H167V85L170 87V91L171 90H174V92L176 91L177 92V89H176V87H179L178 89H180V88H185L186 87V84H184L185 83V81H183V83H179V82H177V83H174ZM187 82V81H186ZM190 82V81H189ZM130 83V82H129ZM136 83V82H135ZM194 83V82H193ZM199 83V82H198ZM198 83H197V85H198ZM217 83V82H216ZM219 83V82H218ZM217 83V84H218ZM32 84H33V82H32ZM180 84V85H179ZM189 84V83H188ZM196 84V83H195ZM200 84V83H199ZM206 84V83H205ZM215 84V83H214ZM28 85H29V83H28ZM136 85V84H135ZM167 85H166V87H167ZM193 85V84H192ZM196 85V86H197ZM219 85V84H218ZM132 86V85H131ZM130 86V87H131ZM137 86H138V84H137ZM188 86V85H187ZM203 86V85H202ZM201 86V87H202ZM205 86V85H204ZM207 87H208V85H206ZM218 87V86H217ZM191 88V87H190ZM206 88V87H205ZM137 89V88H136ZM167 89V88H166ZM215 89V88H214ZM216 89H218V88H216ZM186 90V89H185ZM201 90V92H202V89H200ZM199 90V91H200ZM204 90V89H203ZM248 90V89H247ZM133 91V90H132ZM136 91V90H135ZM164 91H165V89H164ZM169 91V92H170ZM182 91V90H181ZM187 91V90H186ZM191 90H189V92H190ZM197 91V90H196ZM196 91H194V93H196ZM205 91V90H204ZM203 91V92H204ZM206 91H207V89H206ZM33 92V91H32ZM134 92V91H133ZM173 92V97L172 98H174V100H175V104H177V106L179 105V104H181L182 105V99H184V98H182L184 95L182 94L180 97H179V95L181 94L179 91L177 92L178 93V99H177V95L175 94ZM188 92V93H189ZM202 92V93H203ZM210 92V91H209ZM208 92V93H209ZM121 93V92H120ZM123 93V92H122ZM191 93H193V90H192V92H190L189 94H191ZM199 93V92H198ZM198 93H196V95L198 94ZM202 93H199V94H202ZM206 93V92H205ZM241 93L243 94V95H245L244 97H246V96H248V98H250L252 95V93H250L249 92V90L248 91H245V93H243V91H241ZM165 94V93H164ZM171 93H169V95H170ZM163 95V94H162ZM195 95V94H194ZM205 95V94H204ZM211 95H213L212 93H211ZM171 96V95H170ZM202 96V95H201ZM214 96H216V95H214ZM250 96V97H249ZM159 97V98H158ZM163 97H164V95H163ZM185 97H187V96H185ZM192 97L193 96H191L190 97V95H189V97L187 98L190 102H191V105H193L192 104ZM219 97V95L217 96V98ZM129 98V97H128ZM197 98H198V96H197ZM216 98V97H215ZM220 98V97H219ZM218 98V99H219ZM248 98H247V100H245L246 102H245V105H246V107L248 108H250V106L251 105H254V103H256V101L257 100H255V102H253L254 101V99H253V101H252V99L250 100H248ZM213 99H214V97H213ZM212 98H209V97H207V93H206V95H205V97H203V98H201L200 99V103L202 102V104L204 103H210V105L212 104V106H213V103H215L214 102V100H213ZM246 99V98H245ZM22 100H23V98H22ZM163 100H165V99H163ZM162 100V101H163ZM168 100V102H170V101H172L171 100V97L169 98V99H167ZM197 100V99H196ZM196 100H194L195 102H196ZM111 101V100H110ZM166 101V100H165ZM164 101V102H165ZM198 101V100H197ZM217 101V100H216ZM219 101H221V99L219 100ZM241 101H244L243 99L241 100ZM22 102H23V104H22ZM159 102H160V99H159ZM158 102V103H159ZM16 103V102H15ZM18 103V102H17ZM112 103V102H111ZM161 103V102H160ZM184 103V102H183ZM217 103H218V101H217ZM217 103H215L216 105H218ZM243 103V102H242ZM170 104V103H169ZM171 104H174V103H171ZM174 104V105H175ZM188 104V103H187ZM201 104V105H202ZM204 104H203V106H204ZM219 104H221V103H219ZM259 104V103H258ZM167 105V104H166ZM173 105V106H174ZM188 105H190V104H188ZM210 105H209V107H210ZM216 105H215V107H216ZM256 105V104H255ZM169 106V105H168ZM176 106V105H175ZM243 106H244V103H243ZM183 107V106H182ZM194 107H197L196 106V104L194 105ZM214 107V108H215ZM218 107V106H217ZM221 107L222 106H220V109H221ZM245 107V106H244ZM253 107V106H252ZM258 106H256V108H257ZM173 108H176V107H173ZM185 108V107H184ZM189 108V107H188ZM200 108V107H199ZM202 108V107H201ZM208 108V107H207ZM219 108V107H218ZM25 109V108H24ZM171 109V108H170ZM177 109H182V108H177ZM177 109L175 110V111H177ZM193 109V108H192ZM194 109H196V108H194ZM205 110H206V107L204 108ZM216 110H217V108H215ZM215 109H213V110H215ZM158 110H157V112H158ZM168 110V109H167ZM167 110H166V107H165V111L167 112ZM174 110V109H173ZM172 110V111H173ZM180 110H179V112H180ZM189 111H185V112H190V110L191 109H188ZM200 110V109H199ZM199 110H197V111H199ZM204 110V111H205ZM210 110V109H209ZM216 110L214 111V112H216ZM247 110V109H246ZM161 111V110H160ZM164 111V110H163ZM193 111V110H192ZM196 111V110H195ZM204 111H203V113H204ZM211 111V110H210ZM219 111V110H218ZM255 111V110H254ZM256 111H257V109H256ZM178 112V113H179ZM183 112V111H182ZM184 112V113H185ZM202 111L200 110V113L199 114H202L201 113ZM207 112V111H206ZM205 112V113H206ZM223 112V111H222ZM222 112H221V114H222ZM153 113H154V111H153ZM155 113H156V111H155ZM172 113V112H171ZM174 113V112H173ZM177 113V112H176ZM183 113V114H184ZM196 112H194V114H195ZM211 112H208L207 114L209 115ZM254 112H252V114H253ZM164 114H165V112H164ZM214 114V113H213ZM219 114V113H218ZM217 114V115H218ZM249 114V113H248ZM251 114V113H250ZM158 115H159V113H158ZM162 115V113L160 114V116ZM168 116H169V110H168V114H167ZM174 115V114H173ZM188 115V114H187ZM186 115V116H187ZM191 115H192V113H191ZM198 115V113L195 115V116H197ZM222 115H224V114H222ZM222 115H219V116H222ZM30 116V115H29ZM156 116H157V114H156ZM177 116V115H176ZM179 116V115H178ZM193 116V115H192ZM203 116H204V114H203ZM203 116H202V118H203ZM210 116V115H209ZM212 116V115H211ZM247 116V115H246ZM33 117V116H32ZM163 118H164V115L162 116ZM162 117H160L161 118V120H162ZM170 117H171V115H170ZM179 117H181V116H179ZM183 117H184V115H183ZM188 117H190V115L188 116ZM198 117V116H197ZM201 117V116H200ZM207 117V116H206ZM205 117V118H206ZM213 117H215V116H213ZM250 117H254V115H252V116H249L248 117V119H249V122H248V120L246 121V122H248V123H250ZM167 118V117H166ZM182 118V117H181ZM216 118H217V116H216ZM215 118V119H216ZM225 118V117H224ZM224 118L222 119V120H224ZM229 118V117H228ZM251 118V119H252ZM147 119H150V120H147ZM171 119V118H170ZM169 119V120H170ZM173 119V118H172ZM172 119L170 120V121H172ZM175 119V118H174ZM193 119V118H192ZM198 119V118H197ZM196 119V120H197ZM207 119H208V117H207ZM215 119H212V120H214L215 121ZM159 120V119H158ZM163 120H165V119H163ZM162 120V121H163ZM169 120H166L167 122L169 121ZM177 120V119H176ZM179 120V119H178ZM178 120H177V122H178ZM182 120V119H181ZM180 120V121H181ZM184 120H185V117H184ZM187 120V119H186ZM188 120H189V118H188ZM195 120V121H196ZM211 120V119H210ZM221 120V121H222ZM229 120V119H228ZM191 121V120H190ZM194 121V120H193ZM198 121H199V119H198ZM197 121V122H198ZM203 121H206V120H203ZM225 121V120H224ZM253 121H256L255 119L253 120ZM173 122V121H172ZM181 122H184V124H185V121H181ZM223 122V121H222ZM241 122V121H240ZM155 123V122H154ZM160 123H162V122H160ZM174 123H176L175 121H174ZM188 123H189V121H188ZM191 123H192V121H191ZM200 123V122H199ZM206 123H207V121H206ZM209 123V122H208ZM212 123V122H211ZM219 123H220V121H219ZM252 123V122H251ZM255 123V122H254ZM253 123V124H254ZM258 123V122H257ZM156 124V123H155ZM170 124V123H169ZM169 124H168V127H169ZM180 123H178V125H179ZM182 124V123H181ZM193 124V123H192ZM192 124H191V126H192ZM201 124V123H200ZM221 124V123H220ZM237 124V123H236ZM238 124H241V123H239L238 122ZM237 124V125H238ZM244 125L246 124V123H243ZM163 125V128H164V123L162 124ZM171 125V124H170ZM196 125H197V123H196ZM204 125H206L205 124V122H204ZM222 125H224V123L222 124ZM247 125V124H246ZM252 125V124H251ZM251 125H249V126H251ZM256 125V124H255ZM177 126V125H176ZM213 126V125H212ZM247 127L246 129L247 130H249V128L250 127ZM257 126H258V124H257ZM161 127V125H159V129H162V127ZM166 127V126H165ZM186 127L187 128H189V126H187V124H186ZM193 127V126H192ZM194 127H195V125H194ZM193 127V128H194ZM197 127V126H196ZM209 127H211V126H209ZM240 127H241V129H243V127L240 125ZM251 127H253V126H251ZM170 128H172V127H170ZM175 128V127H174ZM173 128V130H175ZM181 128H182V126H181ZM180 128V129H181ZM185 128V127H184ZM225 128V127H224ZM245 128V127H244ZM254 128H256V127H254ZM117 129H118V132H116L117 131ZM158 129V130H159ZM169 129V128H168ZM204 129V128H203ZM245 129V130H246ZM252 129V128H251ZM39 130V129H38ZM149 130V129H148ZM166 130H167V128L165 129V133H163V134H165V136H166ZM182 130H184V129H182ZM187 130V129H186ZM185 130V131H186ZM197 130V129H196ZM244 130V131H245ZM178 131V129L176 130V132ZM195 130L193 129V132L191 131V128L189 129V132H188V130H187V132H188V134H190V136H191V133H197V132H194ZM240 131V130H239ZM238 131V132H239ZM250 131V130H249ZM148 132V131H147ZM157 131H155V133H156ZM162 132V131H161ZM170 132V131H169ZM199 132V131H198ZM255 132V131H254ZM144 133V134H143ZM152 132H149V134H151ZM174 134H175V131L173 132ZM207 133V132H206ZM244 133V132H243ZM245 133H246V131H245ZM142 134V135H141ZM154 134V133H153ZM159 134H162V133H159ZM158 134V136H160ZM174 134H173V137H172V135H171V137L170 138H174ZM201 134V133H200ZM240 134H241V131H240ZM116 135V136H115ZM152 135V134H151ZM167 135H169L168 134V132H167ZM176 135V134H175ZM193 136H194V134H192ZM198 135V134H197ZM203 136H204V133L202 134ZM207 135H208V133H207ZM206 135V136H207ZM146 136H145V138H146ZM150 136V135H149ZM157 136V135H156ZM164 135H163V137H165ZM188 136V135H187ZM189 136V137H190ZM200 136V135H199ZM102 138V139H100L99 140V138ZM131 137V136H130ZM186 138V139H188V142H190V138ZM196 138L198 137V136H195ZM194 137V138H195ZM133 139H132V141L134 140V138L135 137H132ZM143 138V137H142ZM145 138H144V140H145ZM154 139H155V137H153ZM156 138H158V137H156ZM168 138V137H167ZM200 138H202V142H204L203 141V137H200ZM119 140L118 141V143H120V144H117V142L116 141H114V140ZM148 139V138H147ZM147 139H146V141H147ZM151 140H153L152 139V137L150 138ZM160 139H161V137H160ZM185 139V140H186ZM34 140H35V138H34ZM127 140H128V138H127ZM155 140H157V139H155ZM155 140H153V142H155ZM169 141H170V139H168ZM196 140V139H195ZM198 140V139H197ZM200 140V139H199ZM199 140H198V142H199ZM31 141V140H30ZM29 141V142H30ZM129 141H127V142H129ZM135 141V140H134ZM145 141V142H146ZM150 141V140H149ZM161 141H163V139L161 140ZM168 141V142H169ZM171 141H172V139H171ZM174 141H175V139H174ZM172 142V143H175L176 144V141L175 142ZM177 141H179L178 139H177ZM192 141H193V138H192ZM28 142V141H27ZM27 142H25L26 144H30L29 142L27 143ZM102 142V143H101ZM153 142L151 141V143L153 144ZM180 142V141H179ZM197 142V143H198ZM201 142V141H200ZM201 142V143H202ZM209 142H211V140L209 141ZM209 142L207 143V144H209ZM134 143V142H133ZM137 142H135V144H136ZM182 143H184L183 141H182ZM187 143V142H186ZM201 143H200V145H201ZM25 144V145H26ZM115 144H116V146H117V148H118V150H119V152H120V154H115L114 153V149H113V147L115 146ZM127 144V143H126ZM134 144V145H135ZM138 144V143H137ZM150 144V143H149ZM148 144V145H149ZM167 144V143H166ZM171 144V143H170ZM175 144H173V145H175ZM192 144H193V142H192ZM191 144V145H192ZM203 144V143H202ZM23 145V144H22ZM21 145V146H22ZM139 145H142L140 142H139ZM146 145V144H145ZM169 145V144H168ZM179 145V144H178ZM189 145H190V143H189ZM196 145V144H195ZM200 145H199V147H200ZM203 145H206V144H203ZM212 145V144H211ZM30 146V145H29ZM35 146V145H34ZM80 147L81 149H79L80 150V152L77 154L76 152H78V151H76V149H75V147ZM115 146V147H116ZM127 146H130L129 148L127 147ZM138 145H136V147H137ZM144 145H142V147H143ZM184 146V145H183ZM186 146V145H185ZM188 146V145H187ZM186 146V147H187ZM192 146H194V145H192ZM197 146V145H196ZM209 146V147H208ZM19 147V146H18ZM114 147V148H115ZM127 147V148H126ZM135 146H133V148H134ZM177 147V146H176ZM179 147H181V146H179ZM198 147V146H197ZM202 147V146H201ZM205 147H207V148H210V145H207V146H205ZM204 147V148H205ZM212 147V146H211ZM23 148H25V146L23 147ZM31 148H32V146H31ZM162 148V147H161ZM178 148V147H177ZM177 148H175L176 149V152L178 151V150H183V149H177ZM182 148V147H181ZM193 148H195V147H193ZM203 147H202V149H204ZM166 149V148H165ZM190 149H192V147L190 148ZM196 149H198V148H195V150ZM211 149V148H210ZM26 149H24V151H25ZM117 150V149H116ZM140 150V151H139ZM164 149H162V151H163ZM171 151H172V148L170 149ZM169 150V151H170ZM198 150H200V149H198ZM205 150V149H204ZM206 150H209V149H206ZM206 150H205V152H206ZM23 151V152H24ZM135 152L136 151V153H134V154H136V156L139 154H141L140 156H141V160L139 159V157L137 156V160L135 159V155H132L131 154V152ZM166 151V150H165ZM168 151V152H169ZM173 151H175L174 150V148H173ZM183 151H190V150H188V147H187V150H183ZM182 151V152H183ZM194 151V150H193ZM210 151V150H209ZM19 152V151H18ZM117 152V151H116ZM118 152V153H119ZM180 152V151H179ZM191 152H192V150H191ZM195 152V151H194ZM198 152V151H197ZM22 153V152H21ZM81 153V154H80ZM138 153V154H137ZM164 153H166V152H164ZM200 153H202V150H201V152ZM23 154V153H22ZM162 154V153H161ZM160 154V155H161ZM184 154H185V152H184ZM195 154H197V153H195ZM203 154V153H202ZM201 154V155H202ZM70 156L72 159H71V161L69 162V163H71V170H70V172H68V174L66 175V177H67V181L66 182H54L55 180H56V178H55V180H54V178H53V182L51 181L52 180V178H51V180H44V178L42 177L43 175H42V173L44 174V173H46V171H48V170H53V169H55V168H51V167H49V166H46V164H48V163H51V164H54L55 162H57L58 163V160H60L61 158L59 157V156ZM80 155H83L82 157L80 156ZM117 155V156H116ZM118 155H119V157H118ZM121 155V156H120ZM131 155L133 156V158H134V160L133 159H131ZM168 155H170V154H168ZM182 154H180V156H181ZM187 155V157H188V154H185V156ZM35 156V157H36ZM56 156L57 157H59L58 158V160L57 161H55L54 163H52V162H50V161H53V159H56ZM77 156H80L79 157V159H78V157ZM114 156V157H113ZM116 156V157H115ZM158 156V155H157ZM157 156H154V157H157ZM177 156H178V153H177ZM194 155H192V157H193ZM196 156H198V154L196 155ZM25 157V156H24ZM32 157H34V156H31V159H32ZM43 157V158H42ZM176 157V156H175ZM182 157H184V156H182ZM186 157V158H187ZM23 158V157H22ZM30 158V157H29ZM42 158V159H41ZM69 160H70V158L69 157H67ZM80 158H82L81 160H80ZM113 158H114V160H113ZM116 158H119V159H121V160H119L118 159V161L120 162V164H118L117 162H116ZM195 158H198V157H195L194 156V159ZM210 158V157H209ZM208 158V159H209ZM27 159V158H26ZM35 159V158H34ZM193 159V158H192ZM191 159V160H192ZM205 159V158H204ZM62 160V159H61ZM131 160V161H130ZM175 160V159H174ZM178 160H180V161H177V163H175V165H179V164H182L183 166L184 165H186L187 163H185V162H189V161H187V159H185V157L184 158H181V157H179L178 158ZM188 160H189V157H188ZM24 161H26L25 160V158H24ZM27 161H28V163L30 164V160H28L27 159ZM26 161V162H27ZM33 161V160H32ZM63 161V160H62ZM61 161V162H62ZM65 161H66V159H65ZM68 161V160H67ZM67 161H66V163H67ZM194 161V160H193ZM197 161V160H196ZM200 161H201V159H200ZM203 161V160H202ZM23 162V161H22ZM34 162H35V160H34ZM192 162V161H191ZM190 162V163H191ZM198 162V161H197ZM206 162V161H205ZM24 163V162H23ZM122 163H123V165H122ZM144 163V162H143ZM154 163H157V162H154ZM160 163V162H159ZM200 163V162H199ZM204 163V162H203ZM34 164V163H33ZM117 164H118V166H123L122 168L121 167H117ZM161 164V163H160ZM159 164V165H160ZM193 164V163H192ZM197 164V163H196ZM50 165V164H49ZM57 165V164H56ZM55 164L53 165V167L54 166H56ZM158 165V166H159ZM163 164H161V166H162ZM188 165H189V163H188ZM26 166V165H25ZM45 166V168H43ZM61 166L63 167V165H61L60 164V168H61ZM157 166V167H158ZM164 166V165H163ZM162 166V167H163ZM166 166V165H165ZM173 166V165H172ZM192 166H195V164L194 165H192ZM191 166V167H192ZM48 167V168H47ZM57 167V166H56ZM144 167H145V164L143 165V169H144ZM148 167V166H147ZM145 168L144 169V171H145V174H146V177L148 176V177H150L153 181H154V179L151 177V176H154V174H151V176L150 175H147L148 173L150 174V173H153L152 172V166L149 168V169H151V170H149L148 168ZM169 167V166H168ZM190 167V166H189ZM26 168H27V166H26ZM26 168H23V169H26ZM44 169V170H42V173L40 172V170H38V169ZM64 168V167H63ZM62 168V170H64ZM124 168V169H123ZM133 168H135V169H137L136 168V166L135 167H133ZM153 168H155L154 166H153ZM159 168H161V167H159ZM166 168V167H165ZM188 168V167H187ZM117 169H119L120 171H123L124 172V176H121L122 175V173L123 172H121V174H119V170H117ZM134 169V170H135ZM162 169V168H161ZM27 170H28V168H27ZM59 170H61V169H59ZM62 170H61V172H62ZM131 170H133V169H131ZM155 170V169H154ZM158 170V169H157ZM14 171V170H13ZM37 171H39L40 173H41V175H40V173L39 172H37ZM48 171V175H50V174H52L53 173V171ZM118 171V173H117V175H118V177L116 176V172ZM191 171V170H190ZM189 171V172H190ZM14 172H16V171H14ZM20 172V171H19ZM22 172H24L23 174L25 175V173H27L26 171H21V173ZM29 172V171H28ZM50 172V173H49ZM57 172V171H56ZM61 172H60V174H61ZM91 172H93V173H91ZM125 172H127V173H125ZM138 172V171H137ZM160 172H161V170H160ZM159 170H158V175H155V178H156V180L158 179V178H160V176H159ZM63 173V172H62ZM131 173H132V171H131ZM156 173V172H155ZM156 173V174H157ZM163 173H164V171H163ZM191 173V172H190ZM29 174V173H28ZM136 174V175H135ZM144 174V175H145ZM189 174V173H188ZM5 175V174H4ZM7 175H8V173H7ZM6 175V176H7ZM27 175V174H26ZM25 175V176H26ZM38 175V176H37ZM44 175H46V174H44ZM47 175V176H48ZM54 175V174H53ZM57 175H59V171H58V173H57ZM143 175V176H144ZM17 176H18V178H22V179H20V180H18L17 179ZM55 176V175H54ZM119 176H121V178H119ZM192 176V175H191ZM57 178H59V176H56ZM158 177V178H157ZM1 178H3V177H1ZM5 178V177H4ZM27 178V177H26ZM46 178V177H45ZM77 178V179H78ZM141 178V177H140ZM7 179V178H6ZM6 179H5V182H6ZM11 179V178H10ZM10 179H8V180H10ZM49 179V178H48ZM60 179V178H59ZM62 179V178H61ZM125 179V178H124ZM2 180V179H1ZM18 180V181H17ZM58 180V179H57ZM136 180V181H137ZM144 180V181H143ZM152 180H149L150 182L152 181ZM159 180V179H158ZM157 180V181H158ZM162 180H163V178L162 179H160L158 182L157 181H154L153 183H155V187H157L158 186V184H159V186H158V188L159 187H161L163 184H164V182H163V184H161V186H160V182L162 183ZM4 181V180H3ZM49 181H51L52 182V184L49 182ZM62 181V180H61ZM143 181V182H142ZM189 181H190V179H189ZM135 182V183H134ZM140 182H142L141 184H140ZM157 182V183H156ZM2 183V182H1ZM76 183V182H75ZM80 183V182H79ZM82 183V182H81ZM114 184L113 185V189L111 190V192H115L116 190L118 191L117 193H115V194H117V195H113V194H111V192H109V189L110 188H112V186H111V184ZM145 183V182H144ZM168 183V182H167ZM188 183V182H187ZM188 184H190V183H188ZM149 185V184H148ZM148 185H147V187H148ZM154 185V184H153ZM166 185H168V184H166ZM182 185V184H181ZM9 186V185H8ZM98 186V185H97ZM150 186H152V183H151V185ZM150 186H149V189H150ZM3 187L5 188V186L3 185ZM7 187V186H6ZM46 187H53V189H55L54 190V194H55V197H54V199H55V201H56V205H57V207H58V209H54V207H48V206H46V204L45 203H43V202H40V197L42 196V192L45 190V189H47ZM116 187V186H115ZM145 187H143V188H145ZM166 187V186H165ZM169 187V186H168ZM186 187V186H185ZM184 187V188H185ZM255 187V186H254ZM253 187V188H254ZM3 188V189H4ZM73 188V187H72ZM118 188V187H117ZM153 188V187H152ZM180 188H182V187H180ZM183 188V189H184ZM252 188V187H251ZM8 189V188H7ZM7 189L5 188V190L7 191ZM14 189L15 188H13V190L12 191H14ZM78 189V188H77ZM114 189H116L115 191H113ZM123 189V188H122ZM146 189V188H145ZM145 189H144V191H145ZM161 189V188H160ZM162 189L164 190L165 188L164 187H162ZM90 190V189H89ZM124 190V189H123ZM123 190H121L122 192H123ZM132 191L131 193H130V191ZM147 190V189H146ZM154 190V189H153ZM153 190H151V191H153ZM156 190V189H155ZM154 190V191H155ZM158 190V189H157ZM168 190V189H167ZM47 191V190H46ZM46 191H45V193H46ZM125 191V190H124ZM252 191V190H251ZM255 191V190H254ZM94 192V191H93ZM143 192V191H142ZM5 193V192H4ZM11 192H7L6 194H8V196H11V195H9ZM13 193V192H12ZM51 193V192H50ZM107 193L110 195H108L107 196ZM124 193V194H125ZM138 193H139V191H138ZM138 193L137 194H135V197L136 198H138ZM156 193H158V192H145V193H143V196H151L153 199H154V201H156V199H157V196H156ZM162 192H160V194H161ZM255 193H257L256 191H255ZM19 194H17L18 196H19ZM119 194V195H118ZM164 194H165V192H164ZM253 194H254V192H253ZM87 195V194H86ZM113 195V196H112ZM141 195V194H140ZM139 195V196H140ZM174 195H175V193H174ZM7 196V198L6 199H10V197H8ZM14 196H16V193L14 194ZM84 196V195H83ZM132 196V197H133ZM165 196V195H164ZM254 196H256V195H254ZM19 197H21V196H19ZM87 197V196H86ZM72 198H73V200H72ZM81 198V197H80ZM88 198V197H87ZM97 198V199H98ZM134 198V197H133ZM135 198V199H136ZM139 198H141V197H139ZM150 198V197H149ZM254 198V197H253ZM252 198V200H254ZM6 199H4V202H3V204L5 205V206H7L6 205V203H7V200ZM9 199H8V202H9ZM16 199V200H15ZM46 199V198H45ZM6 200V201H5ZM47 200V199H46ZM43 201V200H42ZM45 201V200H44ZM48 201V200H47ZM50 201V200H49ZM132 201H130V202H132ZM142 202H143V200H142ZM141 202V203H142ZM145 202V201H144ZM256 202V201H255ZM260 202V201H259ZM49 203V202H48ZM244 203V202H243ZM242 203V204H243ZM254 203V202H253ZM23 204V205H22ZM138 204V203H137ZM18 205H17V207H18ZM28 205V206H27ZM139 205H141L140 203H139ZM138 205V207H139V211H141V209H142V207L141 206H139ZM253 205H255V204H253ZM256 205H257V203H256ZM261 205V204H260ZM5 206H3L4 207V210H6L5 209ZM9 206V207H10ZM93 207H95V205H92ZM144 206V205H143ZM251 206V205H250ZM259 206V205H258ZM82 207V206H81ZM137 207V208H138ZM160 207V206H159ZM242 207H244V206H241V208ZM249 207V206H248ZM253 207V206H252ZM257 207V206H256ZM136 208V206L134 207V209H137ZM7 209H8V206H7ZM83 209V208H82ZM14 211H15V209H13ZM22 210V211H21ZM143 210H144V207H143ZM7 211V210H6ZM11 211V210H10ZM246 211V210H245ZM13 212V211H12ZM27 212V211H26ZM69 212V211H68ZM82 212H83V210H82ZM134 212V213H133ZM136 212V213H135ZM5 213H7L8 215H9V213L10 212H5ZM15 213V212H14ZM22 213V214H23ZM78 213V212H77ZM102 213H104L105 214V212L102 210ZM17 214V215H18ZM71 214V213H70ZM85 214V216L84 217H86L87 215H86V213H84ZM131 214H135V215H131ZM138 214H140V215H138ZM11 215V214H10ZM12 215H14V214H12ZM11 215V216H12ZM16 215V214H15ZM18 215V216H19ZM26 215H29L28 214V212H27V214ZM65 215H66V213H65ZM67 215H68V213H67ZM66 215V216H67ZM72 215H73V213H72ZM75 215V214H74ZM81 215H83L82 213H81ZM116 215H118V214H116ZM243 215V214H242ZM64 216V215H63ZM92 217H94L93 215H92ZM38 218H40V220H36V219H38ZM44 218L45 220H42V219ZM63 217H60V219H62ZM70 218H72V217H70ZM66 219H68L69 220V222L71 223V220L69 219V217L68 218H64L63 219V221L65 222V221H68V220H66ZM85 219H87V218H85ZM90 219V218H89ZM241 219H242V217H241ZM261 220H262V218H260ZM51 220V221H52ZM57 220H56V222H57ZM248 220V219H247ZM252 221H253V219H251ZM260 220V221H261ZM35 221H38V223H36ZM39 221H42V222H40L39 223ZM43 221L45 222V224H42L43 223ZM53 221V222H54ZM89 221V220H88ZM87 221V222H88ZM259 221V220H258ZM73 222V221H72ZM86 222V221H85ZM83 223V224H85V225H88V223L86 224V223ZM25 223V224H26ZM36 223V224H35ZM47 223H49V224H47ZM52 223V222H51ZM60 223H62V220H61V222ZM81 223V224H82ZM90 223V222H89ZM53 224V223H52ZM63 224H65V223H63ZM58 225V226H63L62 228H66V231H67V229H68V227H66L67 226V222H66V226H64V225ZM80 223L78 224V226H77V228L78 227H80V225H81ZM244 224V223H243ZM50 227H49V226ZM72 225V227L70 226V224H69V228H74V226H75V228H76V225H74L73 223L71 224ZM74 225V226H73ZM90 225V224H89ZM127 225V224H126ZM146 225V224H145ZM253 225V224H252ZM82 226V225H81ZM91 226V229L93 228V226L92 225H90ZM90 226H89V228H87V230H86V227H85V230L86 231H88L89 229H90ZM242 226V225H241ZM247 226V225H246ZM249 226V225H248ZM256 226V225H255ZM49 227V228H48ZM52 227H54V224H53V226ZM61 227H59V228H61ZM84 227H83V229H84ZM88 227V226H87ZM57 228V227H56ZM56 228H53V229H56ZM61 228V229H62ZM64 228V229H65ZM102 228V227H101ZM101 228L99 227L98 229H100L101 230ZM141 228H143V227H141ZM241 228V227H240ZM239 228V230H241ZM256 228V227H255ZM90 229V230H91ZM94 229V228H93ZM93 229H92V231H93ZM97 229V230H98ZM130 229H131V227H130ZM242 229H244V227L242 228ZM57 230V229H56ZM76 230V229H75ZM74 230V231H75ZM85 230H83V231H85ZM102 230H104V229H102ZM125 230V229H124ZM250 230H252V229H250ZM250 230H249V233H250ZM255 230V229H254ZM254 230H253V232H254ZM263 230H264V228H263ZM57 231H59V230H57ZM77 231V230H76ZM79 231H82V230H80L79 229ZM91 231V232H92ZM71 232H72V230H71ZM89 232V231H88ZM140 232V231H139ZM240 232V231H239ZM245 232V231H244ZM258 232V231H257ZM260 233H261V231H259ZM56 233V232H55ZM74 233V232H73ZM87 233V232H86ZM243 233V232H242ZM249 233H247V231L244 233V234H242V236H240L241 238H240V240H239V242L238 243H235V245L234 244H232L231 246H230V252H229V256L227 257V258H225V262H224V264H240V262H244V261H246V263H244V264H264V251H263V247H262V241L260 242L259 240H262V239H258L259 237L258 236H256V234L254 233V235L253 234H249ZM252 233V232H251ZM66 234H68V233H66ZM79 234V233H78ZM82 234H83V232H82ZM91 234V233H90ZM118 234H120V233H118L117 232V235ZM122 235H124V234H122ZM128 235V234H127ZM258 235V234H257ZM261 235V234H260ZM262 235H264L263 233H262ZM22 236V235H21ZM23 236V237H24ZM58 236V235H57ZM96 236V235H95ZM128 236H130V234L128 235ZM193 236V235H192ZM84 237V238H83ZM110 237V236H109ZM190 238H191V236H189ZM194 237V236H193ZM200 237V236H199ZM45 238V239H44ZM81 238V239H80ZM85 238H87L85 235H75V236H73V237H71V238H69V237H65V236H61L60 238H59V242H61V243H63L64 244V246H66L67 248H70L71 246H73L74 244H76V243H78V242H80V240H83V239H85ZM195 238L196 239H198L197 238V236H195ZM201 238V237H200ZM260 238H262V237H260ZM24 240V239H23ZM195 240V239H194ZM201 240H203L202 238H201ZM234 240V239H233ZM25 241V240H24ZM204 241V240H203ZM208 241V240H207ZM204 243V242H203ZM227 243H229V242H227ZM232 243V242H231ZM113 244H114V242H112L111 241V239H106V240H104V241H102L100 244H99V246H100V248H101V254H106V253H108L109 251H110V249L112 248V246H113ZM138 244V243H137ZM137 244H135V245H137ZM200 244V243H199ZM219 244V243H218ZM217 244V245H218ZM194 245V244H193ZM205 244H203V246H204ZM141 246V245H140ZM138 247H139V245H137V248L136 249H138ZM144 247V246H143ZM190 247V246H189ZM46 248V247H45ZM140 248V247H139ZM191 248V247H190ZM217 248H219L218 246H217ZM73 248H71V250H72ZM113 249V248H112ZM200 249H202L203 250V248L201 247ZM184 250V249H183ZM76 250H73V254L75 255V253H77V252H75ZM139 251V250H138ZM140 251H142V250H140ZM64 252V251H63ZM174 252H176V251H174ZM173 252V253H174ZM196 252V251H195ZM204 251H202V253H203ZM207 252V251H206ZM65 253V252H64ZM198 253V252H197ZM201 253V252H200ZM201 253V254H202ZM205 253V252H204ZM203 253V254H204ZM70 254H72V253H70ZM199 254V253H198ZM197 254V255H198ZM207 254V253H206ZM205 254V255H206ZM95 255H97V254H95ZM110 255V254H109ZM173 255V254H172ZM175 255V254H174ZM194 255H195V253H194ZM193 255V256H194ZM207 255H209V254H207ZM62 256V255H61ZM60 256V258H64V257H61ZM71 256V255H70ZM69 256V258H71ZM178 256V258H179V255H177ZM198 256H201V255H198ZM223 256V255H222ZM174 257H176V256H173V258ZM184 257H186V258H189V255L188 254H184ZM192 257V256H191ZM201 257H203V255L201 256ZM68 258V259H69ZM76 258V257H75ZM105 258V257H104ZM178 258H177V260H178ZM194 258V257H193ZM222 258V257H221ZM65 259H66V256H65ZM73 259V258H72ZM76 259H78V258H76ZM98 259H100V258H98ZM180 259V258H179ZM191 259V258H190ZM197 259H199V258H197ZM203 259V258H202ZM222 259H224V257L222 258ZM60 262H61V260L60 259H58ZM78 260H80V259H78ZM85 260V259H84ZM87 260V259H86ZM105 260V259H104ZM103 260V261H104ZM174 260H175V258H174ZM180 260H182V259H180ZM184 260H187V259H184ZM184 260H182L179 264H190L188 261H184ZM193 260V259H192ZM237 260H243V261H240L239 263H237ZM69 261V260H68ZM68 261H66V260H64V262H62L63 264H68V263H65V262H68ZM71 261V260H70ZM74 261V264H77V263H75L76 261L75 260H73ZM73 261L72 262H70V264L71 263H73ZM89 260H87V262H88ZM97 261V260H96ZM107 261V260H106ZM202 261V260H201ZM221 261V260H220ZM57 262V261H56ZM56 262H54L53 264H55ZM60 262H58V263H60ZM85 262V261H84ZM90 262V261H89ZM88 262V263H89ZM92 262H94V261H92ZM92 262H90V263H92ZM175 262V261H174ZM178 262V261H177ZM193 262H195V259H194V261ZM198 262H200V261H197V263ZM222 262V261H221ZM57 263V264H58ZM62 263H60V264H62ZM105 263V262H104ZM196 263V262H195ZM201 263V262H200ZM241 263V264H242ZM83 264V263H82ZM98 264H101V262L100 263H98ZM221 264H223V262L221 263Z\"/></svg>","mask_w":264,"mask_h":264}]
</instances>
